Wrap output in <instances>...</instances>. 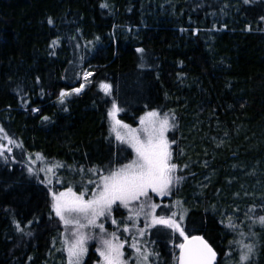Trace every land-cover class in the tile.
I'll return each instance as SVG.
<instances>
[{
  "label": "trees",
  "instance_id": "trees-1",
  "mask_svg": "<svg viewBox=\"0 0 264 264\" xmlns=\"http://www.w3.org/2000/svg\"><path fill=\"white\" fill-rule=\"evenodd\" d=\"M112 104L132 126L147 110L173 119L183 179L156 211L183 215L215 264H239L231 241L264 264V227H250L264 215V0H0V128L20 144L0 158V264H66L48 189L90 193V169L130 160L108 131ZM111 213L124 221V207ZM144 241L149 264H176L177 234L157 226ZM81 264H100L91 244Z\"/></svg>",
  "mask_w": 264,
  "mask_h": 264
},
{
  "label": "snow or ice",
  "instance_id": "snow-or-ice-1",
  "mask_svg": "<svg viewBox=\"0 0 264 264\" xmlns=\"http://www.w3.org/2000/svg\"><path fill=\"white\" fill-rule=\"evenodd\" d=\"M102 7H107V5H102ZM49 23L52 21L49 20ZM137 51L143 52L144 50L137 49ZM90 75L91 73H85V78ZM84 87L85 85L81 84L80 88L73 89V92L79 93ZM100 87L105 92L111 89V85L106 83H101ZM66 95H70V93L61 92V103L64 102ZM119 111V108L113 104L112 110L108 113L113 120L112 130L117 141L132 148L135 158L115 169L109 168L107 175L102 174L100 169H90L89 171L99 175V180L95 182V190L91 192L88 199L85 198L89 195L87 191L77 194L72 187H68L66 191L58 194H52V210L66 227L71 226V237L65 240L68 264H81V258L87 252L86 244L91 238L87 235L86 229H98L102 234L100 236L102 247H98L97 251L103 258V264H125L123 259L124 244L119 242V237L115 232L110 234V238H105L108 234L105 232L104 224L98 222L101 217L105 219L109 217L113 205L128 209V222H135L139 217H144V228L136 229L137 236L141 238L148 229L156 226H163L179 232V235L184 237V243L178 245L180 249L179 264H214L216 252L208 241L201 236L189 237L185 235L184 228L178 222L183 221V215L174 212L171 216H158L155 214V210L159 205L150 202V193L165 196L170 193L174 184H178L183 179L182 176L174 174L177 165L171 162L172 153L169 150L170 143L166 136L169 128L175 127V125L170 123L167 114L161 118L159 113L151 111L140 118V128L133 129L116 119ZM0 134H3L4 139H7L8 145L20 147V144L4 134L2 128H0ZM172 142L175 143V141ZM12 151L13 147H7V153ZM0 158L7 160L5 145L2 143H0ZM31 159L29 157L30 161ZM36 159H42L40 154H37ZM61 166L50 165L47 169L40 170L52 171L54 167ZM28 171L31 173L32 168L29 167ZM89 183H93V181H89ZM133 204L137 206L129 207ZM250 221V227L256 224L264 227V215H257L254 219L250 218ZM112 223L116 224V220L113 219ZM228 227L234 228L235 225L230 221ZM123 231L129 232L130 229L125 226ZM243 235L241 233V236ZM252 235L254 236L255 233ZM137 236H133V243L130 245L136 253L137 264H149L155 254L146 247L142 248L136 242ZM233 243L239 244L241 248L239 264H251L254 245L244 244L242 241L230 242V244Z\"/></svg>",
  "mask_w": 264,
  "mask_h": 264
},
{
  "label": "rangeland",
  "instance_id": "rangeland-1",
  "mask_svg": "<svg viewBox=\"0 0 264 264\" xmlns=\"http://www.w3.org/2000/svg\"><path fill=\"white\" fill-rule=\"evenodd\" d=\"M84 78H85V75H84ZM77 88H80V86L77 87ZM74 89H76V88H74ZM61 92H62V91H61ZM61 92H60V94H61ZM63 92H65V93H68V92H72V93H74V92H73V89L70 90V91H63ZM116 106H117V105H116ZM112 108H113V104H112V105L109 107V109L107 110L108 131H109V134H110V135L116 140V138H115V133H114L113 130H112L113 120H112V118L108 115V113L112 110ZM151 111H156V110H147V111H145V112H144V113L138 118V120H137V122H136V125H134V126H132V125H130V124H127V123H125V122H123V121H122V123L129 125L130 128H133V129H139V128H140V118H141L142 116H144L146 113L151 112ZM156 112L160 114V117H161V118H163V116H164L165 114H167V113H160V112H158V111H156ZM119 114H120V111L117 113L116 119H119V120H120V118H119ZM167 115H168V117H169L170 123H171V124H174V123H173V119H172V117H171L169 114H167ZM173 128H174V127H170V128H169L168 132L166 133L167 138H168V134L173 130ZM7 137H8V136H7ZM168 140H169V138H168ZM116 141H117V140H116ZM118 142H119V141H118ZM0 143H2V144L5 145V153H7V152H6L7 147H15L14 145H8L7 139H4L3 134H0ZM119 143H121V142H119ZM169 143H170V141H169ZM121 144H122V143H121ZM124 145H126L128 148H130V150H131V152H132V156H131L130 160L126 162V163H128V162H130L132 159L135 158V153H134V151L132 150V148H131L129 145H127V144H124ZM169 150H170V152H171V146H170V149H169ZM26 157H27V158L25 159V161H26L27 163H28V161H29V162L31 163V164H30L31 166L34 165V163H35V159L31 157L32 159H31V161H30V160H29V157H30V156H26ZM126 163H124V164H126ZM120 166H121V165H120ZM118 167H119V166H118ZM116 168H117V167H116ZM33 169H34V168H33ZM42 169H47V168H44V167H43ZM114 169H115V168H114ZM175 172H176V170H175ZM31 173H33V172H31ZM44 173H45V172H44ZM174 174H175V173H174ZM105 175H107V173H106ZM98 180H99V179H98ZM95 187H96V186H95ZM94 190H95V188H94ZM48 191H49V194H50V197H51V202H52V194H53V193H57V194H58L59 192L66 191V189H62V190H59V191H57V192H54V191L51 189V187H50V188L48 189ZM73 191H74V190H73ZM74 192H75V191H74ZM76 193L79 194L78 192H76ZM90 194H91V192H90L89 195L86 196L85 198H86V199L90 198ZM165 196H166V195H165ZM165 196H159V195L156 194V193H150V202H151V203H155V204H157V205L160 206L161 203L158 202V200L156 201L154 197H156L157 199L161 200V198H162V197H165ZM154 200H155V201H154ZM136 206H137L136 204H133V205H130L129 207H136ZM121 207H123V206H121ZM124 210H125V213H124V216H123V217H124V218H123L124 221H120V219H119L118 217H114V216L112 215V213H111L107 219L101 217L100 220H99L98 222L104 224L105 232L108 234V235L105 236V238H110V234L113 233V232H115L116 235L119 237V242H121V243L124 244V247H123V253H124V255H125L126 252H129V256H130V257H123V259H124V261H125V264H128L129 258H131V257H136V253H135V251L130 247V245L133 243V236H137L136 229H137V228H141V229H143L145 225H144V217H143V216L139 217V219L136 220L135 222H128V221H127V218H128V216H129V211H128V209H126V208H124ZM155 214L158 215V216L161 215V214H159L156 210H155ZM163 215H164V216H170V215H168V214H163ZM113 219L116 220V224H113V223H112V220H113ZM58 220H59V222H60V224H61V228H63V232H64V233H63V239H64V240H63V241H64L63 245H64V250H65V240H66V239H70V237H71V226L66 227V226L64 225L63 221L60 220V218H58ZM125 226H127V227L130 229L129 232H124V231H123V229H124ZM156 227H157V226H156ZM162 227H163V226H162ZM152 228H153V227H152ZM152 228L148 229L147 232H149ZM170 230H171L174 234H177V235L180 237L181 242L184 240V237L180 236V235H179V232H176V231H174V230H172V229H170ZM85 231H86L87 235H88L89 237H91V238L88 240L87 244H86V248H88V246L91 244V249H94L95 254L98 255L99 263H100V264H103V258L100 257L99 252L97 251V248H98V247H102V245L100 244V236H101L102 234L99 232L98 229H86ZM147 232H146V233H147ZM146 233H145V234H146ZM125 241H126V243H125ZM136 242H137L142 248L146 247V248L148 249V247H149V244L145 243V241H144V236H143L142 238L139 237V236H137ZM178 248H179V247H178ZM65 257H66V261H65V263L68 264V258H67V252H66V250H65ZM84 257H85V255L81 258V263H82Z\"/></svg>",
  "mask_w": 264,
  "mask_h": 264
},
{
  "label": "water",
  "instance_id": "water-1",
  "mask_svg": "<svg viewBox=\"0 0 264 264\" xmlns=\"http://www.w3.org/2000/svg\"><path fill=\"white\" fill-rule=\"evenodd\" d=\"M193 236H201L203 237L201 234H196V235H193ZM191 237V236H190ZM204 238V237H203ZM205 239V238H204ZM182 243H184V240L182 241ZM215 251V250H214ZM216 252V251H215ZM179 255H180V249L178 248V251H177V260H176V264H179ZM216 259H217V252H216ZM216 261V260H215ZM215 261H214V264H215Z\"/></svg>",
  "mask_w": 264,
  "mask_h": 264
}]
</instances>
